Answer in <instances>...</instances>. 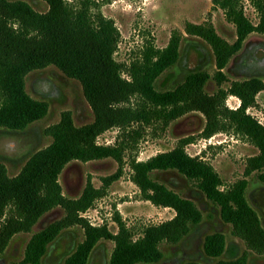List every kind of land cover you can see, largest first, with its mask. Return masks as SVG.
I'll list each match as a JSON object with an SVG mask.
<instances>
[{"label": "trees", "instance_id": "1", "mask_svg": "<svg viewBox=\"0 0 264 264\" xmlns=\"http://www.w3.org/2000/svg\"><path fill=\"white\" fill-rule=\"evenodd\" d=\"M40 1L47 6L45 13L36 12L22 1L0 0V130L22 133L47 116L48 105L26 93L25 79L49 67L81 86L93 121L77 127L71 114L63 112L60 121L44 131L51 143L30 155L16 176L9 177L0 163V256L16 235L30 233L44 215L59 209L63 216L31 236L19 264H41L49 246L73 228L82 231L83 240L64 264H87L101 241L114 244L108 264H157L162 259L161 244L178 245L202 221L193 202L153 179L155 173L168 172L194 183L218 208L220 220L231 227L232 235L243 242L246 253L240 258L216 264H246L248 253L264 256V228L245 196L247 181L223 189L222 180L208 163L185 152L187 140L169 152L131 164L132 182L142 198L174 212L173 218L145 228L137 239L118 217L116 234L106 226L92 227L82 217L104 196L120 172L104 179L100 189L88 181L76 199L64 197L58 182L71 162L113 159L121 164L123 147L97 144V139L110 130L125 131L133 124L166 126L198 113L205 120L201 138L233 130L257 148L259 155L248 160L245 174L259 172L258 180L264 185V126L247 114L256 107L257 95L264 92V80L251 77L222 88L227 82L223 70L240 52L247 37L264 36V0H248L258 14L256 25L244 16L241 0H210L234 27L236 40L230 45L210 25L187 24V35L210 46L216 72L212 78L203 71L192 72L174 90L166 91L156 90L155 84L179 62L180 35L174 33L162 50L149 44L139 59L124 67L114 60L119 32L111 20L92 11L96 6L93 1ZM124 71L128 79L122 77ZM210 80L217 88L213 94L205 91ZM228 97L239 101L237 109L226 107ZM224 249L222 234L204 238L203 252L207 257L218 259Z\"/></svg>", "mask_w": 264, "mask_h": 264}, {"label": "rangeland", "instance_id": "2", "mask_svg": "<svg viewBox=\"0 0 264 264\" xmlns=\"http://www.w3.org/2000/svg\"><path fill=\"white\" fill-rule=\"evenodd\" d=\"M22 1L38 13H45L47 6L40 0ZM96 6L92 10L111 20L119 32V42L114 60L128 67L140 58L144 49L151 44L162 50L168 45L174 33L180 35L179 62L164 72L156 81L158 91L174 90L187 75L196 71L206 72L211 78L216 72L212 50L203 40L186 34L187 24L212 26L215 33L228 44L236 40L235 29L225 19L223 12L214 9L210 0H91ZM244 16L253 24H258V14L248 0H241ZM230 83L247 78L264 80V36L251 34L242 45L240 52L230 60L223 70ZM122 77L128 79L126 72ZM215 82L210 80L205 91L216 92ZM25 91L34 100L48 105L47 116L27 128L22 133L0 130V163L9 177L16 176L26 160L33 153L46 148L51 139L44 136L48 127L60 121L63 112H69L75 126L80 127L93 121L92 112L86 103L81 86L66 78L59 70L49 67L35 71L25 79ZM226 107L235 110L239 101L234 97L226 99ZM247 114L264 126V92L256 97V107ZM205 120L198 113L183 116L168 125L133 124L125 131L110 130L97 139L100 146L123 147L121 164L113 159L88 163L71 162L58 182L66 198H78L89 181L95 189L103 187V180L120 172V177L109 185L104 196L93 204L83 216L93 227L106 226L117 233L120 221L131 231L133 239L141 237L142 231L173 218L174 212L168 208L155 207L145 201L132 182L133 162H145L150 158L176 148L180 141L187 140L185 152L208 163L219 175L223 189L238 181L248 185L245 196L256 211L264 228V185L258 180L259 172L246 175L248 160L259 155V151L248 139L229 130L209 139L201 138ZM264 172V169L262 170ZM153 179L181 197L190 200L200 210L202 221L175 246L161 244L162 259L157 264H216L219 261H233L246 253L240 240L232 235L231 227L220 220L219 210L198 191L195 184L175 173H155ZM63 213L55 209L44 215L30 233L16 235L5 252L0 256V264H19L31 236L52 222L59 220ZM220 233L225 238V249L218 259L207 257L203 252L204 238ZM83 233L78 228L64 232L52 243L41 264H64L76 246L82 242ZM114 244L99 242L92 251L87 264H108ZM246 264H264V256L248 253Z\"/></svg>", "mask_w": 264, "mask_h": 264}, {"label": "built area", "instance_id": "3", "mask_svg": "<svg viewBox=\"0 0 264 264\" xmlns=\"http://www.w3.org/2000/svg\"><path fill=\"white\" fill-rule=\"evenodd\" d=\"M82 217L84 218V219H86V217L85 216H83V214H82ZM87 220V219H86ZM88 221V220H87ZM89 222V221H88ZM91 226H92V224L91 223H89ZM93 227V226H92Z\"/></svg>", "mask_w": 264, "mask_h": 264}]
</instances>
